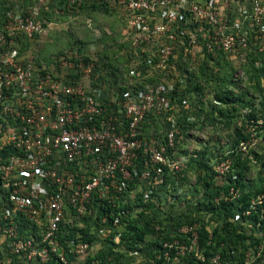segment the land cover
<instances>
[{
  "label": "built area",
  "instance_id": "1",
  "mask_svg": "<svg viewBox=\"0 0 264 264\" xmlns=\"http://www.w3.org/2000/svg\"><path fill=\"white\" fill-rule=\"evenodd\" d=\"M45 1L0 26V264H99L95 255L108 248L130 264H264V191L227 218L246 239L204 255L200 229L208 244L221 223L219 202L239 197L227 180L236 179L234 161L227 153L207 161L214 182L230 186L207 205L196 182L203 174L191 166L202 150L184 147L195 137L190 124L204 123V97L183 95L173 84L184 79L155 77L244 56L252 43L263 51L264 0H244L247 8L241 0H110L124 22L130 64L102 84L83 82L92 64L77 65L82 77H60L22 57L42 30ZM64 1L85 0L55 3ZM255 123L252 130L261 128ZM235 152L252 168L264 139L241 140ZM189 167L196 173L191 184ZM139 214L152 219L153 233L128 250L122 236L130 221L143 222Z\"/></svg>",
  "mask_w": 264,
  "mask_h": 264
},
{
  "label": "rangeland",
  "instance_id": "2",
  "mask_svg": "<svg viewBox=\"0 0 264 264\" xmlns=\"http://www.w3.org/2000/svg\"><path fill=\"white\" fill-rule=\"evenodd\" d=\"M37 2L30 0L29 3ZM26 0H0V26L6 16L25 9L30 4ZM53 9L51 12H41L40 21L42 30L35 40L30 43L27 53L32 56L34 64L43 67L46 71L67 77L77 71L79 77L82 72L77 67L78 64H92L94 69L89 74V78L84 83H89L92 79H98L99 83H114L124 71L126 65L130 64L128 56H126V41H121V33L124 28V22L118 18L111 19L110 14H118L119 12H103L100 8L81 10L77 6ZM75 7V8H73ZM98 7V6H96ZM64 10V11H63ZM44 13V14H43ZM119 16V15H118ZM251 50L244 56L237 55L229 63L226 59L218 64L217 69L212 68V64H208L209 74H214L215 82L211 83L208 75L196 76V81H204L202 86V94L204 101L201 102V110L204 113V123L190 124V128L195 137L184 143V147L197 148L204 150L210 156H220L226 154L228 158L245 159L236 154L235 148L241 140H263V129L257 127L252 130V124H256V120H260L262 125L261 112L264 102V79H259V85L255 84V74L253 75L252 65L264 64V50L258 51L257 43H252ZM89 49V50H88ZM263 57V58H262ZM195 61V60H194ZM202 64H185L189 71L196 72ZM183 68H172L162 73L155 74L159 81L172 83L176 79L186 80L187 75L184 74ZM260 77V76H259ZM218 78V79H217ZM80 79V78H78ZM183 80V82H184ZM229 80V81H228ZM191 82H194L191 79ZM177 89L182 90L184 85L173 84ZM224 89L231 94L230 99L223 103L213 100L211 91L215 89ZM194 102V101H193ZM219 110L226 113V119L219 117ZM224 114V113H222ZM221 115V114H220ZM177 114L174 113L173 120ZM240 135L239 139L237 135ZM196 141V142H193ZM181 147H178L177 151ZM234 150V151H233ZM260 151V149H258ZM230 152H232L230 154ZM253 158L261 156L252 153ZM226 156V155H225ZM247 160V159H246ZM194 168L189 167L187 183L191 184L195 180L196 173ZM262 165L257 163L249 168L241 179L243 188L237 187L239 197L229 201L231 207L228 206V219H232L236 207L240 206L238 199L242 193L248 191L251 193L255 188L264 185V174L262 173ZM231 172V171H230ZM195 175V176H194ZM199 175V174H197ZM194 176V178H193ZM201 178H204L205 176ZM207 181V179H206ZM203 181L197 183V189L202 186ZM184 188L187 185L184 183ZM250 195V196H251ZM249 196V197H250ZM232 224V223H231ZM110 260V259H108Z\"/></svg>",
  "mask_w": 264,
  "mask_h": 264
},
{
  "label": "trees",
  "instance_id": "3",
  "mask_svg": "<svg viewBox=\"0 0 264 264\" xmlns=\"http://www.w3.org/2000/svg\"><path fill=\"white\" fill-rule=\"evenodd\" d=\"M65 4V1L62 2L61 5ZM84 2L82 4H80L79 8L83 7ZM91 9H95V8H100L102 9V11H105V8L103 6L100 5H96L98 7H96L95 5H90ZM251 54V53H250ZM250 54H247L248 56H250ZM263 58V57H262ZM225 60L229 63V60L225 57V56H219L216 59L213 60V64H212V68H216L218 67V64H221L222 60ZM207 61V60H206ZM230 64V63H229ZM203 66L198 67L197 68V73L194 72H187V70L184 69V71L187 73V79L184 85V88L181 90V92L183 93V95H189L191 93H194L196 95V97H204V94H202V86L204 85V81H196V76L198 75L202 77V75H208L209 79L211 81V83L215 82V75L208 72L207 69H211L208 67V64H202ZM252 74H255V79L253 80V82L255 84H257V86L259 85V79H264V64H258V66H254L252 65ZM260 76V77H259ZM191 79H193L194 82H191ZM218 79V78H217ZM229 81V80H228ZM211 97L213 100H218L219 102H227L230 97L231 94L229 91H226L224 89H215L213 91H211ZM201 100L198 101V103L201 105ZM263 109L261 112V119H262V125L260 129H263L264 132V102H263ZM221 115H220V114ZM224 113V114H222ZM219 117L224 118V120L226 119V113L223 112L222 110H219L218 112ZM205 119V117H204ZM239 137H241L239 134L237 135V138L239 139ZM198 159L195 160H191V166L194 167L197 171H199L201 174H203L202 177L205 176V181L204 178H201V176H197L196 177V182L199 183V181H203V184L201 187L204 190V198L207 200V205L211 206V202L209 201L210 199H214L215 197H217L218 195V189L222 190L223 193H227L228 188L230 186L226 185V186H218L217 183L214 182L213 180V176L209 175V170H208V165H207V161L211 158H213V155L210 156L208 154H206V152L204 150L200 151L198 153ZM259 158L262 159H258V157H256L257 159V163H260L262 165V170H263V174H264V154H262L261 156H259ZM232 169L234 170L233 173H235L236 175V179L234 181L230 180V178H227L228 182L230 184H233L234 188L237 187H241L243 188V185L241 184V179H243L244 174L249 170L248 165H247V160L246 159H235L233 164H232ZM264 179V178H263ZM229 184V185H230ZM264 191V185L262 187H257L253 190V193H258V192H263ZM251 195V193H249L248 191L242 193V196L240 197L239 204L241 207H243L249 196ZM229 207L230 204H225V202L220 201L219 202V207H220V211H218L217 216L219 218H221V223L218 227L212 228L211 232H212V237L209 240V243L207 244V232L201 228L199 231V246L201 248L204 249V255L207 257L211 254L216 252L217 249H220L221 252L224 251V249L226 248H219L220 244L223 245H230L234 242L239 243L240 240L246 239L245 236L243 234H237L236 233V228L230 223V221L227 220L228 218V214L227 212H229ZM212 209L211 207H208L207 210ZM139 217V221H143L142 223H138L134 220L130 221L129 224L126 227V232H124L122 238L125 239L124 242V246L126 247V249L128 250H132L133 249V245L137 244V242H140L143 240V237L146 234H152V230L148 227V225L150 224V222L152 221V219L150 218H144L142 214L138 215ZM149 245V244H148ZM147 247V246H146ZM112 250L110 248H108L107 250H102L101 252H99L97 255H95V258L99 260V264H130L129 263V259L126 258L125 256L115 253L116 256H113L112 254ZM222 255V254H221ZM110 259V260H108ZM87 263H89V261H87ZM165 264H169V263H165ZM179 264H207L206 262H199L197 260L194 259H183L182 261H180Z\"/></svg>",
  "mask_w": 264,
  "mask_h": 264
},
{
  "label": "crops",
  "instance_id": "4",
  "mask_svg": "<svg viewBox=\"0 0 264 264\" xmlns=\"http://www.w3.org/2000/svg\"><path fill=\"white\" fill-rule=\"evenodd\" d=\"M27 1V3H29L30 2V0H26ZM30 5L29 6H26V8H34L35 7V2H33V3H29ZM90 5H100V6H103L104 8H105V11H103V12H106V13H109L110 14V12H116L115 11V8L114 7H112L111 6V4H110V0H85L84 1V5H83V7H81V8H79V7H76V8H79V9H81V10H86V9H91V6ZM238 5H241V6H243V7H245V8H247V4L245 3V1L244 0H241L240 1V4H238ZM64 7H70L69 5H67L66 3L65 4H63V6H62V8L61 9H64ZM56 8H60V7H58L57 5H56V3H55V0H46L44 3H42L40 6H39V18H41V16H43L44 17V20H45V16L44 15H41L40 13L41 12H51L53 9H56ZM73 8H75V7H73ZM103 9V8H102ZM237 9H238V6L237 5H235V6H233L232 8H231V14H235V12L237 11ZM92 10V9H91ZM41 11V12H40ZM64 11V10H63ZM44 14V13H43ZM41 15V16H40ZM111 15V19H115V16H116V18H118V20L120 21V19H119V16H118V14L116 13V14H110ZM115 15V16H114ZM89 50V49H88ZM22 57H32V56H30L28 53H27V51L26 52H24L23 53V55H22ZM32 59V58H31Z\"/></svg>",
  "mask_w": 264,
  "mask_h": 264
}]
</instances>
